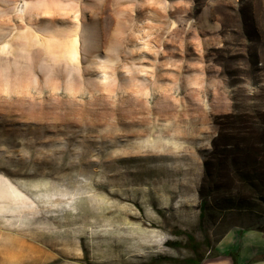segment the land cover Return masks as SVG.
I'll return each mask as SVG.
<instances>
[{
    "label": "rangeland",
    "instance_id": "1",
    "mask_svg": "<svg viewBox=\"0 0 264 264\" xmlns=\"http://www.w3.org/2000/svg\"><path fill=\"white\" fill-rule=\"evenodd\" d=\"M257 106L264 0H0V264H205L252 224L202 218L205 161Z\"/></svg>",
    "mask_w": 264,
    "mask_h": 264
},
{
    "label": "trees",
    "instance_id": "2",
    "mask_svg": "<svg viewBox=\"0 0 264 264\" xmlns=\"http://www.w3.org/2000/svg\"><path fill=\"white\" fill-rule=\"evenodd\" d=\"M258 57L256 53L255 58ZM254 111L256 115L252 120L233 111L225 118L227 124L219 123L220 131L205 161L200 189L201 216H206L209 197H213L219 202L220 210L235 212L252 221L243 229L264 233V112L259 106L254 107ZM224 139L230 143L221 151ZM223 180L226 181L222 183ZM196 262L195 259L192 264H202V260Z\"/></svg>",
    "mask_w": 264,
    "mask_h": 264
},
{
    "label": "crops",
    "instance_id": "3",
    "mask_svg": "<svg viewBox=\"0 0 264 264\" xmlns=\"http://www.w3.org/2000/svg\"><path fill=\"white\" fill-rule=\"evenodd\" d=\"M216 255L205 264H264V233L233 228L216 245Z\"/></svg>",
    "mask_w": 264,
    "mask_h": 264
}]
</instances>
